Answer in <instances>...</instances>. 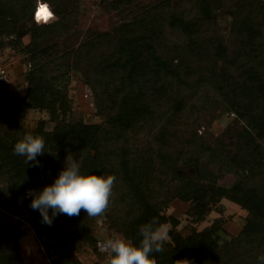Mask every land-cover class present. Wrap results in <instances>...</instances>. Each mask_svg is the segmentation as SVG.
<instances>
[{
  "label": "trees",
  "instance_id": "1",
  "mask_svg": "<svg viewBox=\"0 0 264 264\" xmlns=\"http://www.w3.org/2000/svg\"><path fill=\"white\" fill-rule=\"evenodd\" d=\"M64 1L69 0H43L54 16L37 23L33 19L37 0H0V46L16 47L25 35L29 37L23 106L51 113L59 107L66 112L61 86L66 77L63 67L71 58L86 68L92 100L106 119L90 125L77 118L59 119L51 131L40 120L31 133L43 137L46 151L37 157L38 166L27 165L24 157L14 153L16 142L24 136L15 124L14 104L0 92V165L10 168L0 178V209L16 215L18 195H27L21 205L29 211L28 222L42 247L60 252L74 243L95 246L85 211L73 217L58 214L48 225L39 210L31 208L32 196L25 194L54 183L71 153L82 172L115 176L108 205L114 227L129 230L137 244L141 225L166 221L160 211L172 197L196 206L210 190L246 211L241 231L223 243L217 235L222 221L214 219L199 233L207 244L196 254L183 248V237L172 234L173 244H164V251L155 254L157 264H260L264 255V2L190 0L185 7H174L171 0H158L135 10L121 25L57 54V39L68 34L71 16L56 9ZM126 3L129 0H112L110 5L124 12ZM220 9L231 16L228 39L221 36L214 15ZM219 62L225 64L223 74L218 72ZM202 91L218 95L223 110L244 123L225 133L233 139L229 140L233 147L221 148L220 154L193 133L184 148L172 151L171 126ZM137 132L151 136L156 148L142 156L134 153L131 138ZM179 161L195 175L181 177ZM225 174L236 179L228 186L212 184ZM169 181L176 182L173 192L165 186ZM18 232L12 222H0V264H21L11 246ZM69 263L66 257L52 262Z\"/></svg>",
  "mask_w": 264,
  "mask_h": 264
},
{
  "label": "rangeland",
  "instance_id": "2",
  "mask_svg": "<svg viewBox=\"0 0 264 264\" xmlns=\"http://www.w3.org/2000/svg\"><path fill=\"white\" fill-rule=\"evenodd\" d=\"M112 0H69L60 2L56 9L70 12L69 31L67 35L58 38L57 54L70 52L79 44L89 41L96 34L109 31L122 23L131 19L135 10L143 9L158 0H129L123 5L128 10L121 12L110 5ZM190 0H171L172 6H186ZM264 2V0H262ZM217 24L220 26V34L224 39H228L231 26V16L226 9H220L214 13ZM42 23V22H40ZM212 32V31H211ZM6 38V37H5ZM28 35L22 38V42L16 47L10 45L0 46V64L6 69L7 75L3 84H0V92H4L14 104V114L17 118L16 125L21 127L23 135L31 133L41 120L44 122L45 130L51 131L59 119L70 120L77 118L83 124H98L105 122V116L96 108L89 88L86 84V68L82 65L74 64L72 59L66 61L67 68L63 67L65 82L62 88V101L67 111L59 108L55 112L47 109L35 107H25L21 100L27 93L26 72L30 69L27 52ZM218 72L223 74L225 64L219 62ZM187 106L186 110L175 120L171 126L172 136H169L171 150L182 149L187 145L185 139L193 137V133L204 138L216 151L222 153L221 148L233 147L230 145L226 132L230 133L234 129L240 128L244 123L236 121L234 115L223 110L222 103L218 95L213 92H200L199 95ZM74 112L73 115L70 112ZM46 140L51 144V137L46 136ZM220 142V143H219ZM132 150L134 153L145 154L146 151L156 148V141L143 132H137L131 138ZM222 145V146H220ZM170 150V149H169ZM184 156H182L183 158ZM66 160V159H65ZM65 160L63 165H65ZM79 162V161H78ZM206 163V159L203 161ZM181 177H193L194 171L188 164L179 161ZM215 168V167H214ZM10 168L0 165V178H4L10 172ZM9 172V173H8ZM196 177V176H195ZM204 185H209L206 179H202ZM236 177L233 174H225L224 177L212 181L214 186H228ZM176 182L165 183L173 192ZM167 189V188H165ZM28 189L25 194L29 193ZM25 195H18V211L12 215L0 209V222H12L19 230L13 238L11 246L18 251V260L21 264H52L60 258H68L69 264H107L108 256L98 247V242L103 240L112 232L124 234L130 238L129 230H118L113 223V215L109 206L106 212L96 218H88L89 230L96 239V245L90 246L86 242L69 244L67 247L56 252L47 250L35 237L32 226L28 222L29 211L22 207V200ZM161 214L167 219L162 225L169 231V240L165 243L173 244L172 234H177L184 238L183 248L192 253H199L207 244L199 233L208 228L214 219L220 218L222 230L218 231V241L223 243L232 236H236L245 223L246 211L237 203L225 198H217L208 193L194 206L191 201H184L179 197H172L162 206ZM173 218V219H172ZM171 219L173 221H171Z\"/></svg>",
  "mask_w": 264,
  "mask_h": 264
},
{
  "label": "clouds",
  "instance_id": "3",
  "mask_svg": "<svg viewBox=\"0 0 264 264\" xmlns=\"http://www.w3.org/2000/svg\"><path fill=\"white\" fill-rule=\"evenodd\" d=\"M44 5L51 12L47 19L43 18L47 14ZM53 16L49 5L37 0L36 22L46 23ZM45 151L43 137L32 133L25 134L14 146V153L24 157L27 165L36 162L38 166L37 157ZM65 165L54 183L45 186L42 191L29 190L31 208L39 210L42 222L48 225L53 223L58 214L79 216L81 210L87 213L88 218L102 216L110 202L115 176L82 172L80 163L71 153L66 157ZM139 235V244L118 232H112L99 241L98 247L107 253V264H157L155 254L162 253L164 244L169 240L167 227L153 220L140 226ZM259 261L264 264V255L259 257Z\"/></svg>",
  "mask_w": 264,
  "mask_h": 264
},
{
  "label": "built area",
  "instance_id": "4",
  "mask_svg": "<svg viewBox=\"0 0 264 264\" xmlns=\"http://www.w3.org/2000/svg\"><path fill=\"white\" fill-rule=\"evenodd\" d=\"M50 10H51V8H50ZM35 12H36V8H35L34 13H33V19L36 21ZM6 75H7L6 69L3 66H1V64H0V84H3V82L5 81Z\"/></svg>",
  "mask_w": 264,
  "mask_h": 264
},
{
  "label": "snow or ice",
  "instance_id": "5",
  "mask_svg": "<svg viewBox=\"0 0 264 264\" xmlns=\"http://www.w3.org/2000/svg\"><path fill=\"white\" fill-rule=\"evenodd\" d=\"M43 7L47 11V5H44ZM49 16H51V12L50 11H47V14L43 18L44 19H47Z\"/></svg>",
  "mask_w": 264,
  "mask_h": 264
}]
</instances>
